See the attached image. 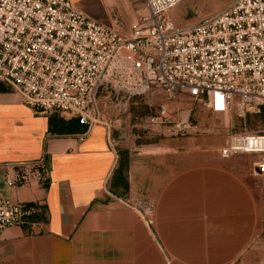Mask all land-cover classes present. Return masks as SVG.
I'll return each instance as SVG.
<instances>
[{
    "label": "crops",
    "instance_id": "1",
    "mask_svg": "<svg viewBox=\"0 0 264 264\" xmlns=\"http://www.w3.org/2000/svg\"><path fill=\"white\" fill-rule=\"evenodd\" d=\"M72 3L124 37L148 15L145 0ZM188 97L179 94L177 103ZM135 119L121 116L119 134ZM71 120L0 89V195L43 204L28 224L3 231L0 264H264L249 181L203 159L200 136L182 133L154 151L112 138L106 124L82 132ZM43 158L45 186L6 187V165Z\"/></svg>",
    "mask_w": 264,
    "mask_h": 264
},
{
    "label": "built area",
    "instance_id": "2",
    "mask_svg": "<svg viewBox=\"0 0 264 264\" xmlns=\"http://www.w3.org/2000/svg\"><path fill=\"white\" fill-rule=\"evenodd\" d=\"M184 1L145 0L148 15L124 37L72 0H0V89L18 93L37 112L77 119L87 131L108 125L97 95L109 88L128 97L184 93L217 114L264 111V0H232L213 15L178 25L170 12ZM168 102L146 118L159 131L172 122ZM241 153L264 155V131L233 135L219 149L223 158ZM257 166L264 173V158ZM6 168L4 184L11 189L49 181L44 158ZM42 212L39 201L0 195V238ZM144 214L151 216L152 208Z\"/></svg>",
    "mask_w": 264,
    "mask_h": 264
},
{
    "label": "rangeland",
    "instance_id": "3",
    "mask_svg": "<svg viewBox=\"0 0 264 264\" xmlns=\"http://www.w3.org/2000/svg\"><path fill=\"white\" fill-rule=\"evenodd\" d=\"M231 1L185 0L170 12V16L178 25L194 23L203 17L219 12ZM178 16L182 17V21L178 20ZM97 97L98 109L106 114L105 121L111 127L112 138L119 137L118 139L124 142H134L137 147L149 146L148 148L151 150L160 151L161 146L167 145V140L176 136L181 137L182 133L186 136H193L194 134L200 136L203 153L207 155L203 159L225 167L231 174L249 181L253 195L252 211L256 215L255 224L256 227L261 229L260 236L257 239L260 242L264 240V173L257 166L264 155L241 153L223 158L219 154L220 147L233 135L244 132L262 133L264 131V111L261 113L247 112L244 116H240L236 112L217 114L190 96L181 104L177 103L180 102L178 98H167L163 92L128 97L124 92L109 88L100 91ZM134 100L137 101L136 104H133V102H136ZM117 101H120L121 105L115 107ZM167 101H169L168 115L171 116L172 122L168 121L166 123L167 128L164 131H159L156 126L146 122V118L158 116L161 113V106ZM115 111L120 113L117 117L113 115ZM129 114L131 118L133 115L136 117V126L128 128L132 130L131 132L128 130L119 134L117 127L120 123L118 120L121 116L125 118ZM181 121H184L187 125L185 130L179 131L177 128L169 130L173 124ZM118 145L124 147L121 143ZM116 147L118 148V146Z\"/></svg>",
    "mask_w": 264,
    "mask_h": 264
},
{
    "label": "trees",
    "instance_id": "4",
    "mask_svg": "<svg viewBox=\"0 0 264 264\" xmlns=\"http://www.w3.org/2000/svg\"><path fill=\"white\" fill-rule=\"evenodd\" d=\"M50 124H51V129L56 131L57 129L54 126H52V124H53L52 120H50ZM70 124L74 125V126H78V125L82 126V128H81L83 130L82 132H86L87 131V127L85 125H83V124H80L79 121L76 120V119H72L70 121ZM57 131L58 132H64L65 130L64 129H58ZM121 158H122L121 166L122 167H126L128 165V154H127L126 151L121 152Z\"/></svg>",
    "mask_w": 264,
    "mask_h": 264
}]
</instances>
